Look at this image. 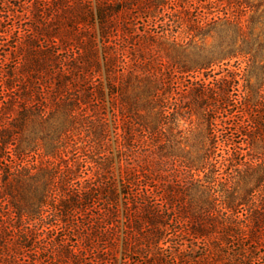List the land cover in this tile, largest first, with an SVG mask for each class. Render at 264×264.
Returning <instances> with one entry per match:
<instances>
[{"label":"trees","instance_id":"obj_1","mask_svg":"<svg viewBox=\"0 0 264 264\" xmlns=\"http://www.w3.org/2000/svg\"><path fill=\"white\" fill-rule=\"evenodd\" d=\"M207 1L0 0V264L111 262L121 214L124 264H264V0Z\"/></svg>","mask_w":264,"mask_h":264},{"label":"rangeland","instance_id":"obj_2","mask_svg":"<svg viewBox=\"0 0 264 264\" xmlns=\"http://www.w3.org/2000/svg\"><path fill=\"white\" fill-rule=\"evenodd\" d=\"M93 4L95 5V0H92ZM210 2H214V0L212 1H207V2H201L202 3V7H204L205 10H203L205 13H207L206 15L208 16V19H213V18H217V17H224V13H231L228 11V7L225 6H220L219 4H211ZM264 9V8H263ZM251 16V14L248 12L244 17H243V21H247L249 19V17ZM96 32L98 33V28L96 27ZM235 63H231V65L229 66V70L231 71H236L238 68L234 67ZM242 69L245 68V64H242L240 66ZM225 67H223L224 69ZM222 71V69L217 68L216 72H220ZM107 93V90H106ZM110 102H109V98L106 95V110H107V117H108V121H109V131H110V145H111V150L113 152V157L115 160V164H114V169H115V175H116V179H118V162H117V153H116V145H115V136L113 133V123H112V117H111V113H110ZM185 129H187L189 126L188 124H186ZM120 228L118 230V242L116 243V245H114V247L110 246V256L106 257L108 259H112L111 262L109 261L108 263H103V264H124V260H123V240H124V217L123 214H121L120 216ZM114 259V260H113ZM138 261H141V259H137ZM102 264V263H100Z\"/></svg>","mask_w":264,"mask_h":264}]
</instances>
